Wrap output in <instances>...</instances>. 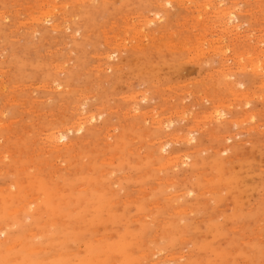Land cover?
<instances>
[{"label": "rangeland", "instance_id": "1", "mask_svg": "<svg viewBox=\"0 0 264 264\" xmlns=\"http://www.w3.org/2000/svg\"><path fill=\"white\" fill-rule=\"evenodd\" d=\"M67 1L0 0V264H264V0Z\"/></svg>", "mask_w": 264, "mask_h": 264}, {"label": "bare ground", "instance_id": "2", "mask_svg": "<svg viewBox=\"0 0 264 264\" xmlns=\"http://www.w3.org/2000/svg\"><path fill=\"white\" fill-rule=\"evenodd\" d=\"M47 1V0H46ZM67 1V0H66ZM165 1H167V0H165ZM65 2V1H64ZM68 2V1H67ZM76 2V1H75ZM46 3V2H45ZM53 3V2H52ZM207 3V2H206ZM48 5V4H47ZM203 5H204V3H203ZM55 6V5H54ZM44 7V6H43ZM56 7V6H55ZM66 8V7H65ZM225 8V7H224ZM215 9V8H214ZM44 10V9H43ZM47 10H49V9H47ZM51 10H53V7L51 8ZM59 10V9H58ZM224 10V9H223ZM46 11V10H45ZM44 11V12H45ZM229 11V10H228ZM48 12V11H47ZM50 12V11H49ZM53 12V11H52ZM217 12V11H216ZM219 12V11H218ZM223 12H225V11H223ZM40 13V12H39ZM158 13V12H157ZM222 13V12H221ZM18 14V13H17ZM220 14V13H219ZM224 14V13H223ZM227 14H229V13H227ZM39 15V14H38ZM50 15V14H49ZM216 15V14H215ZM232 15V14H231ZM230 16V15H229ZM45 17V16H44ZM232 17V16H231ZM234 17V16H233ZM35 18V17H34ZM154 18V17H153ZM153 18L151 19V20H153ZM235 18V17H234ZM233 18V19H234ZM231 19V18H230ZM229 19V20H230ZM236 19V18H235ZM44 21H45V23H51V18H49V16H46L44 19H43ZM42 20V21H43ZM38 21V20H37ZM41 21V22H42ZM53 21V20H52ZM156 21V20H155ZM231 21V20H230ZM147 22V21H146ZM234 22V21H233ZM31 23V22H30ZM60 23V22H59ZM145 23V22H144ZM229 23V22H228ZM51 25V24H50ZM59 25V24H58ZM143 27V26H142ZM221 27V26H220ZM59 28V27H58ZM57 28V29H58ZM52 29V28H51ZM52 30H56V28L55 27H53V29ZM142 32V31H141ZM143 35V34H142ZM199 35V34H198ZM133 36V35H132ZM202 39V38H201ZM187 43V42H186ZM262 43V42H261ZM248 44V43H247ZM137 46V45H136ZM147 49V48H146ZM202 52V51H201ZM112 53V52H111ZM114 54H115V52H114ZM253 55H255V54H253ZM231 56V55H230ZM257 56V55H256ZM109 58V57H108ZM263 61V60H262ZM102 64V63H101ZM260 64V63H259ZM257 66V65H256ZM111 67V66H110ZM239 67V66H238ZM216 70V69H215ZM97 72V71H96ZM264 74V73H263ZM114 77V76H113ZM108 78V77H107ZM57 81V80H56ZM4 84V83H3ZM240 84V83H239ZM241 85V84H240ZM3 87H4V85H3ZM57 87V86H56ZM228 87V86H227ZM230 87V86H229ZM12 88V87H11ZM53 89V88H52ZM3 90V89H2ZM235 92V91H234ZM130 97V96H129ZM132 98H134V97H132ZM260 98V97H259ZM84 103V102H83ZM138 103V102H137ZM222 105V104H221ZM68 107V106H67ZM84 105H83V110H84V112H86V109H84ZM85 108H87V107H85ZM135 110V109H134ZM138 110V109H137ZM83 112V111H82ZM100 112V111H99ZM91 114V113H90ZM220 114V113H219ZM87 115V114H86ZM86 115H84V116H86ZM99 115V114H98ZM224 115V114H223ZM84 116L82 117L81 116V114L79 113V115L77 116L78 118L75 120L76 121V123H75V126L74 127H69V129H67V132H68V134L71 132V131H73V128H75L74 130L75 131H77V132H80L83 128H84V121H85V118H84ZM90 116V115H89ZM92 116V115H91ZM94 117V116H93ZM94 119V118H93ZM215 119V118H214ZM86 120H91V117H88V118H86ZM74 121V120H73ZM87 122H89V121H87ZM156 122V121H155ZM90 123V122H89ZM88 123V124H89ZM5 124V123H4ZM151 125V124H150ZM163 125V124H162ZM66 126V125H65ZM165 127V126H164ZM221 129V128H220ZM29 130V129H28ZM50 132V131H49ZM60 132V131H59ZM120 132V131H119ZM181 132V131H180ZM187 134V133H186ZM189 134V133H188ZM191 134V133H190ZM53 135V134H52ZM56 135L57 136H51L50 138H49V141L53 144V143H58V141H64V140H66V136L67 135H65V134H63V133H56ZM120 135V134H119ZM192 135V134H191ZM178 136V135H177ZM172 138V137H171ZM182 138V137H181ZM187 138H188V136H187ZM221 138V137H220ZM48 139V138H47ZM177 139V138H176ZM171 141V140H170ZM174 141V140H173ZM195 141V137L194 136H190L188 139H187V142L189 143V142H194ZM150 142V141H149ZM181 142H182V140H181ZM65 144V143H64ZM68 144V143H67ZM169 144V142H167V141H165V143L164 144H162L161 145V152L162 151H165L166 149V147L165 146H167ZM55 146V145H54ZM62 146H63V143H62ZM66 147H68L67 145H66ZM158 147H160V145L158 146ZM67 149V148H66ZM159 149V148H158ZM160 152V151H159ZM160 152V153H161ZM186 153V152H185ZM36 154V153H35ZM71 154V153H70ZM115 154H117L116 152H115ZM114 155V154H113ZM166 155V154H165ZM169 155V154H168ZM71 156V155H70ZM110 156V155H109ZM162 156V155H161ZM171 156V155H170ZM102 157V156H101ZM166 157H167V155H166ZM172 157V156H171ZM108 159V158H107ZM167 159V158H166ZM232 160V159H231ZM171 164V163H170ZM45 165V164H44ZM175 165V164H174ZM106 171V170H105ZM150 171V170H149ZM99 172H101V171H99ZM199 172V171H198ZM201 173V172H200ZM139 176V175H138ZM167 179V178H166ZM176 182V181H175ZM104 185V184H103ZM142 186V185H141ZM3 189V188H2ZM140 190V189H139ZM213 193V192H212ZM129 195V194H128ZM133 197V196H132ZM179 197V196H178ZM30 199V198H29ZM28 200V199H27ZM31 202V201H30ZM33 203V202H32ZM150 206V205H149ZM23 207V206H22ZM28 207V206H27ZM14 209V208H13ZM23 209V208H22ZM219 209V208H218ZM36 212V211H35ZM138 217V216H137ZM58 219V218H57ZM39 232V231H38ZM40 233V232H39ZM157 237V236H156ZM4 239V238H3ZM158 251V250H157ZM60 253V252H59ZM178 257V256H177Z\"/></svg>", "mask_w": 264, "mask_h": 264}]
</instances>
